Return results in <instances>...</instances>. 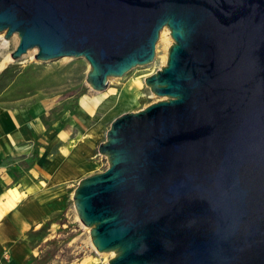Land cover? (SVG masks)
I'll return each instance as SVG.
<instances>
[{
	"label": "water",
	"instance_id": "1",
	"mask_svg": "<svg viewBox=\"0 0 264 264\" xmlns=\"http://www.w3.org/2000/svg\"><path fill=\"white\" fill-rule=\"evenodd\" d=\"M158 101L116 117L71 203L106 264H264V0H0V34L40 63L82 59L84 83L148 65Z\"/></svg>",
	"mask_w": 264,
	"mask_h": 264
},
{
	"label": "crops",
	"instance_id": "2",
	"mask_svg": "<svg viewBox=\"0 0 264 264\" xmlns=\"http://www.w3.org/2000/svg\"><path fill=\"white\" fill-rule=\"evenodd\" d=\"M42 108L0 111V264L35 258L27 233L63 213L77 182L102 161L104 117L79 104L50 121L51 109Z\"/></svg>",
	"mask_w": 264,
	"mask_h": 264
},
{
	"label": "rangeland",
	"instance_id": "3",
	"mask_svg": "<svg viewBox=\"0 0 264 264\" xmlns=\"http://www.w3.org/2000/svg\"><path fill=\"white\" fill-rule=\"evenodd\" d=\"M163 30L165 37L160 39L158 35L152 61L131 69L121 78L108 79L103 93L91 91L84 83L88 66L82 59L63 58L40 63L33 60L35 51H27L18 60H10L0 71V111L35 105L43 109L46 106L51 109L52 121L61 114L76 113L80 104L85 111L95 113L97 118L104 117L98 133V141L102 143L116 117L137 112L160 100L149 92L143 80L165 65L167 50L173 42L168 30ZM16 45L15 35L8 41H4V37L0 39V64ZM101 160L96 173L107 168L105 158ZM26 242L34 249L37 262L42 264H106L114 256L113 253L111 257L95 252L89 242L88 230L75 216L71 199L66 210L50 218L47 226L42 224L30 230Z\"/></svg>",
	"mask_w": 264,
	"mask_h": 264
},
{
	"label": "bare ground",
	"instance_id": "4",
	"mask_svg": "<svg viewBox=\"0 0 264 264\" xmlns=\"http://www.w3.org/2000/svg\"><path fill=\"white\" fill-rule=\"evenodd\" d=\"M163 29H165V28H163ZM161 30L160 31V33H159V35H160V39H163L165 36V30ZM0 39H2L3 40V34H0ZM4 45H7V43L6 42H4ZM33 51V53H34V51L35 50H32ZM64 59H66V58H64ZM9 61H10V59H9V56H7L4 60H3V62H1V64H0V71L5 67V65H7V63H9ZM109 256H111L112 257V253L110 252V253H107ZM106 255V254H105Z\"/></svg>",
	"mask_w": 264,
	"mask_h": 264
},
{
	"label": "trees",
	"instance_id": "5",
	"mask_svg": "<svg viewBox=\"0 0 264 264\" xmlns=\"http://www.w3.org/2000/svg\"><path fill=\"white\" fill-rule=\"evenodd\" d=\"M50 222V219L43 223L44 226H47ZM25 264H42V262H37L36 258H30Z\"/></svg>",
	"mask_w": 264,
	"mask_h": 264
}]
</instances>
